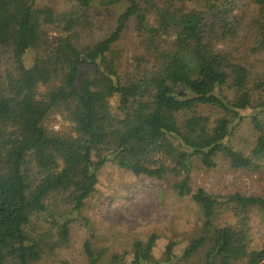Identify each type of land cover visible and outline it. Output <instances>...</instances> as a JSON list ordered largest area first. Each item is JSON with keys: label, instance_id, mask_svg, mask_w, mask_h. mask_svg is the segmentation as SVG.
Segmentation results:
<instances>
[{"label": "trees", "instance_id": "trees-1", "mask_svg": "<svg viewBox=\"0 0 264 264\" xmlns=\"http://www.w3.org/2000/svg\"><path fill=\"white\" fill-rule=\"evenodd\" d=\"M40 1L0 0V264H66L71 224L108 164L167 182L202 219L180 256L171 240L160 260L152 234L134 241L130 264H264L252 225L264 196L192 186L194 161L243 173L264 162V0H69L58 14ZM98 6L117 12L107 21ZM53 112L73 135L45 127ZM247 124L249 148L235 140ZM83 252L126 264L127 253L102 263L91 240Z\"/></svg>", "mask_w": 264, "mask_h": 264}, {"label": "rangeland", "instance_id": "rangeland-1", "mask_svg": "<svg viewBox=\"0 0 264 264\" xmlns=\"http://www.w3.org/2000/svg\"><path fill=\"white\" fill-rule=\"evenodd\" d=\"M41 6H50L56 13H61L70 6L69 0H41ZM99 17L116 14L115 8L95 7ZM98 19V18H97ZM114 19H111V21ZM97 21V20H96ZM112 21V22H113ZM99 22V21H97ZM100 24V23H99ZM121 46L129 54L136 52V37L127 33L122 37ZM7 58L4 57L3 61ZM33 61V52L27 57V64ZM3 68L6 66L2 65ZM264 72V68H262ZM45 127L59 133L74 134V126L63 119L59 112L51 113ZM256 135L249 124L241 127L235 140L248 142V148L255 143ZM195 170L192 175L194 189L204 188L212 193H225L239 190L249 195L264 196V162L260 171L235 172L227 162L219 161L214 170H207L199 161H194ZM117 167L108 164L99 171L97 192L88 200L82 216L72 222V233L69 247L60 257L66 264H88L84 255V243L91 240L97 252H104L103 261L109 262L114 254L127 253L126 264L133 258V244L136 240H146L152 234L159 239L156 245V256L164 259V249L171 240L178 243L176 254L180 256L191 237L199 234L202 225L198 207L189 199H178L168 193V183L123 175ZM162 192V193H161ZM164 194L166 199L160 198ZM88 220L89 227L83 223ZM226 219L230 220L226 217ZM28 231L33 233V218ZM255 243L259 246L264 242V213L252 214ZM39 231V229H36ZM59 257L54 260L44 258L37 264H59ZM178 264H204L202 255Z\"/></svg>", "mask_w": 264, "mask_h": 264}]
</instances>
